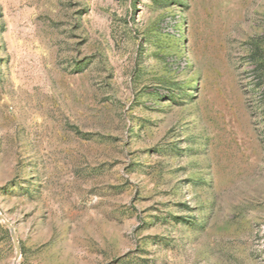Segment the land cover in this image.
I'll return each instance as SVG.
<instances>
[{"label":"rangeland","instance_id":"1","mask_svg":"<svg viewBox=\"0 0 264 264\" xmlns=\"http://www.w3.org/2000/svg\"><path fill=\"white\" fill-rule=\"evenodd\" d=\"M0 212L18 264H264V0H0Z\"/></svg>","mask_w":264,"mask_h":264},{"label":"water","instance_id":"2","mask_svg":"<svg viewBox=\"0 0 264 264\" xmlns=\"http://www.w3.org/2000/svg\"><path fill=\"white\" fill-rule=\"evenodd\" d=\"M0 218L7 224V226L10 229L11 238H13V242H14V245H15V248H16V256H15L16 260H15L14 264H18V262H19V260L21 258L20 242H19L18 238L16 237V234H15L13 226L10 224V222L6 218H4V216L1 214V212H0Z\"/></svg>","mask_w":264,"mask_h":264}]
</instances>
